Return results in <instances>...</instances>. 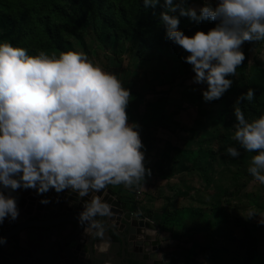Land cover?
<instances>
[{
  "label": "clouds",
  "instance_id": "9594fccd",
  "mask_svg": "<svg viewBox=\"0 0 264 264\" xmlns=\"http://www.w3.org/2000/svg\"><path fill=\"white\" fill-rule=\"evenodd\" d=\"M161 0H143L155 7ZM161 20L167 37L181 46L195 73L206 84V101L219 99L232 86L237 68L245 61L242 45L264 41V0H217L195 5L189 0H163ZM180 17L214 27L186 34ZM248 88L234 102L233 139L254 153L247 171L264 184V114L247 119L241 101H251ZM131 90L115 73L106 71L85 53L59 54L41 50L29 54L22 46L0 42V224L19 217L17 197L23 187L38 194L68 190L89 197L107 185H139L151 169L146 167L144 144L136 121L129 122ZM240 155L234 145L226 148ZM7 190V191H6ZM42 203L49 202L45 197ZM110 215V205L99 195L83 201L78 219L86 227L102 230L97 216ZM243 215V214H242ZM249 210L245 218H255ZM264 223V218H260ZM7 237L0 236V244ZM157 258L163 260L162 254Z\"/></svg>",
  "mask_w": 264,
  "mask_h": 264
},
{
  "label": "rangeland",
  "instance_id": "374dc122",
  "mask_svg": "<svg viewBox=\"0 0 264 264\" xmlns=\"http://www.w3.org/2000/svg\"><path fill=\"white\" fill-rule=\"evenodd\" d=\"M189 2L202 5L207 0ZM84 40L85 47L72 40L70 50L85 53L115 73L132 93L127 111L134 106L135 121L155 125L153 149L145 162L151 175L126 194L136 201L143 218L158 224L152 238L161 246L162 263L181 264L180 255L193 244L206 245L212 235L219 243L221 235L230 232L235 235L237 252L248 247L247 239L256 252L252 264H264V223L259 222L264 218V184L248 173L250 159L244 150L232 157L226 153L232 144L227 141L222 147L217 142V132L228 136L220 103L224 95L206 101L202 94L206 84L193 80L191 64L178 55L144 60L123 52L121 43L112 50L92 37ZM243 46L246 58L231 77L233 84L243 83L255 65L264 74V41H246ZM163 114L168 117L165 128L159 126ZM235 123H228L231 140ZM249 210L258 215L245 218ZM213 212L223 217L224 224L213 226Z\"/></svg>",
  "mask_w": 264,
  "mask_h": 264
},
{
  "label": "trees",
  "instance_id": "16d2710c",
  "mask_svg": "<svg viewBox=\"0 0 264 264\" xmlns=\"http://www.w3.org/2000/svg\"><path fill=\"white\" fill-rule=\"evenodd\" d=\"M209 3L213 6L216 4L212 1ZM162 11H164L163 0L155 7H145L143 0H0V26L3 27L0 42L8 41L14 46L25 47L30 54L41 50L48 52L70 50L72 40H76L79 45L85 47V37H92L112 50H115L114 47L121 43L123 52L133 53L141 59L146 58L144 60L156 58L155 56L164 59V56L178 55L182 58L183 55H187V52L167 37L161 20ZM215 24L216 21L211 19L197 22L188 17H180L179 27L186 34L191 35L198 29L207 31ZM250 87L255 89L256 94L251 101H241L240 107L245 117L251 120L264 114V74L259 66L255 65L248 72L243 83L232 84L222 97L220 101L222 122L225 124L228 136L220 132L215 134L220 146L227 145L228 141V144L244 150L249 159L254 153L246 151L237 141L229 138L228 123L229 120L236 122L234 102ZM167 119L168 117L163 114L159 126L167 127L168 122H165ZM139 123H145V130L148 127L154 129L155 126L149 121L141 120ZM151 132L150 128L148 135L142 134L144 141L148 139L150 143L152 142L151 136L154 138V132ZM144 147L147 151L153 146L147 147L144 144ZM146 151H144L145 162L147 160ZM179 153L183 154L182 150ZM12 195L17 197L20 209L24 201L15 192H12ZM119 197L128 210L140 215L136 201L132 202L128 196ZM213 219L215 227L224 224L223 217L218 216L216 212H213ZM14 221L5 218L0 224V235L11 228ZM153 223L158 228V224ZM221 236L219 243L214 241L212 235L206 245L193 244L194 247L180 255L181 264L253 263L256 252L251 247L250 241L246 239L248 247L237 252L238 246L234 233L226 232ZM8 241L16 242L17 240L11 237Z\"/></svg>",
  "mask_w": 264,
  "mask_h": 264
},
{
  "label": "water",
  "instance_id": "95a60500",
  "mask_svg": "<svg viewBox=\"0 0 264 264\" xmlns=\"http://www.w3.org/2000/svg\"><path fill=\"white\" fill-rule=\"evenodd\" d=\"M14 192L19 194L24 203L19 209L20 214L14 225L0 236L7 237V241L11 237L19 241L21 233L29 239L39 234L54 237L43 258L37 256L41 250L33 247L23 249L19 246L27 260H31L29 264H34L33 261L38 260L41 264H112L118 255L123 264H149L148 260L155 259L156 252H160L158 240L145 234V229L149 228L148 224L156 230L155 224L128 210L110 188L105 187L100 192L83 198L68 190L57 193L53 189L38 194L33 188L21 187ZM91 195H99L110 205V215L96 217L100 223L106 222L102 225V230L86 227L78 219L83 201L90 199ZM45 197L49 202L42 203ZM109 231L117 240H112L114 236H110ZM135 236L139 239L137 244L140 251L146 253L142 255V259L135 257L129 247V241ZM106 237L111 238L109 244L111 247L107 250L103 247ZM115 247H119V254L111 252ZM159 263L163 264L161 259Z\"/></svg>",
  "mask_w": 264,
  "mask_h": 264
},
{
  "label": "crops",
  "instance_id": "0c3cea01",
  "mask_svg": "<svg viewBox=\"0 0 264 264\" xmlns=\"http://www.w3.org/2000/svg\"><path fill=\"white\" fill-rule=\"evenodd\" d=\"M130 108H131V110L128 111V116H129V122H132V121H135V119H137V115L133 114L134 106H131ZM136 122H138V124L140 126L139 131H140V135H141L143 144H145L147 147L153 146L154 145L153 144L154 138H152V136H151V140H152L151 143H150V140H148V139H146L144 141V139L142 137L143 133L148 135V131L150 130V128H151V131L154 132L153 127H148L145 130V127H144V126H146L145 123L140 124L139 120H137ZM147 124H149V123H147ZM145 149L146 148L144 147L143 150L146 151ZM152 149H153V147H151V149L148 148V150L146 151L147 158H149L151 156L150 152L152 151ZM106 187L110 188L118 196L119 199H120L119 196H121L122 198L127 197L126 193H128L129 192L128 189L131 188V187H128L124 184H119V185L109 184ZM138 216H141V215H138ZM141 217L143 218V215ZM148 226H149V228L145 229V234L149 236L151 234L150 233L151 228H150L149 224H148ZM154 232H155V230H153L152 235L155 234ZM53 238H54L53 236H48L45 234H43V235L39 234L36 237L33 236V237H31V239H29V238H25L24 235L21 233V238L19 239V241L17 240V242H18L17 244H13V242L8 241L7 243H4L0 246V264H29L31 262V260L30 261L27 260V256L19 250V246L22 247L23 249H28L29 247L39 249L42 252L39 251V253H37V256H39V258L40 257L43 258L44 252L47 251L49 245L54 240ZM33 263L34 264H41L39 260L33 261Z\"/></svg>",
  "mask_w": 264,
  "mask_h": 264
},
{
  "label": "flooded vegetation",
  "instance_id": "af4514ba",
  "mask_svg": "<svg viewBox=\"0 0 264 264\" xmlns=\"http://www.w3.org/2000/svg\"><path fill=\"white\" fill-rule=\"evenodd\" d=\"M104 222L105 221H101V225H103L104 224ZM106 223V222H105ZM114 226V225H113ZM114 227H116V226H114ZM117 228V227H116ZM108 234H110V236H114L113 235V233L111 232V231H109V233ZM154 236V235H153ZM110 237H106L105 238V240L103 241V247L104 248H106V250H107V248L108 247H111V246H109V244H110ZM113 239H115V240H117L116 238H115V236L112 238V240ZM139 239L137 238V236H135L132 240H130L129 242H130V244H129V247L132 249V251L134 252V256L135 257H137V258H139V259H142V255H144V254H146L144 251H140V247L138 246V244H137V241H138ZM111 252H115V253H118L119 254V247H115L114 248V250H112ZM160 252L159 251H157L156 252V257H155V259H152V260H148V262H149V264H160L159 263V258H157V254H159ZM132 256V255H131ZM155 262V263H154ZM112 264H123V261L121 260V258L119 257V255L117 256V257H115L114 259H113V263ZM126 264V263H125Z\"/></svg>",
  "mask_w": 264,
  "mask_h": 264
},
{
  "label": "bare ground",
  "instance_id": "6f19581e",
  "mask_svg": "<svg viewBox=\"0 0 264 264\" xmlns=\"http://www.w3.org/2000/svg\"><path fill=\"white\" fill-rule=\"evenodd\" d=\"M150 228H151V227H150ZM150 233H151V230H150ZM151 235H152V234H150V235H149V237H150V238H152V236H151ZM154 263H155V262H154Z\"/></svg>",
  "mask_w": 264,
  "mask_h": 264
}]
</instances>
